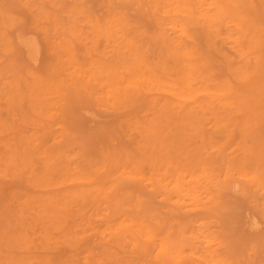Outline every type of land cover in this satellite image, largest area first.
<instances>
[{"label":"rangeland","instance_id":"374dc122","mask_svg":"<svg viewBox=\"0 0 264 264\" xmlns=\"http://www.w3.org/2000/svg\"><path fill=\"white\" fill-rule=\"evenodd\" d=\"M29 1L0 0V264H264V0Z\"/></svg>","mask_w":264,"mask_h":264},{"label":"bare ground","instance_id":"6f19581e","mask_svg":"<svg viewBox=\"0 0 264 264\" xmlns=\"http://www.w3.org/2000/svg\"><path fill=\"white\" fill-rule=\"evenodd\" d=\"M27 1H29V0H27ZM37 1H38V0H37ZM50 1H52V0H50ZM106 1H107V0H106ZM110 1H111V0H110ZM153 1H154V0H152V2H153ZM167 1H168V0H167ZM195 1H196V6H197V0H195ZM215 1H216V0H215ZM217 1H218V0H217ZM217 1H216V2H217ZM225 1H226V0H225ZM225 1H224V2H225ZM228 1H229V0H228ZM29 2H30V1H29ZM107 2H108V1H107ZM112 2H113V1H112ZM165 2H166V0H165ZM172 2H173V0H172ZM172 2H171V3H172ZM202 2H203V1H201V3H202ZM216 2H215V3H216ZM27 3H28V2H27ZM150 3H151V2H150ZM154 3H156L157 6H158V3H157V2H154ZM160 3H161V2H160ZM160 3H159V4H160ZM184 3L186 4V2H184ZM228 3H229V2H228ZM228 3H227V4H228ZM81 4H83V3H81ZM108 4H111V3H108ZM162 4H163V3H162ZM164 4H165V3H164ZM187 4H189V3H187ZM221 4H222V3H221ZM166 5H167V4H166ZM177 5H178V3H177ZM189 5H190V4H189ZM189 5H188V6H189ZM214 5H215V4H214ZM110 6H111V5H110ZM112 6H113V5H112ZM157 6H156V9H157ZM164 6H165V5H164ZM174 6H175V5H174ZM178 6H181V5H178ZM182 6H184V5H182ZM165 7H166V6H165ZM168 7H169V5H168ZM175 7H176V6H175ZM184 7H185V6H184ZM158 8H160V6H159ZM161 8H162V7H161ZM169 8H170V7H169ZM186 8H187V7H186ZM191 8H192V7H191ZM204 8H205V7H204ZM206 8H207V7H206ZM215 8H216V5H215ZM188 9H189V8H188ZM200 9H201V8H200ZM202 9H203V8H202ZM216 9H217V8H216ZM225 9H226V8H225ZM232 9H233V8H231V10H232ZM240 9H241V8H240ZM240 9H239V10H240ZM107 10H108V9H107ZM161 10H162V9H161ZM193 10H194V8H193ZM223 10H224V8H223ZM233 10L235 11V9H233ZM120 11H121V10H120ZM170 11H171V10H170ZM170 11H169V12H170ZM218 11H220V10H217V12H218ZM221 11H222V10H221ZM224 11H225V10H224ZM236 11H237V10H236ZM71 12H72V11H71ZM108 12H110V11H108ZM164 12H165V11H164ZM213 12H215V10H214ZM228 12H229V11H228ZM228 12H227V13H228ZM84 13H85V11H84ZM86 13H87V12H86ZM171 13H172V12H171ZM180 13H181V12H180ZM224 13H225V12H224ZM227 13H226V14H227ZM156 14H157V13H156ZM165 14H166V13H165ZM168 14H169V13H168ZM203 14H205V13H203ZM216 14H217V13H216ZM110 15H111V13H110ZM206 15H207V14H206ZM229 15H231V14H229ZM237 15H238V14H237ZM249 15H250V14H249ZM113 16H114V15H113ZM157 16H158V15H157ZM181 16H182V15H181ZM217 16H218V15H217ZM220 16L222 17V15H220ZM231 16H232V15H231ZM69 17H71V16H69ZM79 17H81V16H79ZM83 17H84V16H83ZM111 17H112V15H111ZM117 17H118V16H117ZM122 17H123V16H122ZM122 17H120V18H121V19H124V18H122ZM232 17H234V15H233ZM232 17H231V18H232ZM94 18H95V17H94ZM120 18H118V19H120ZM209 18H210V17H209ZM216 18H217V17H216ZM218 18H219V17H218ZM223 18H224V17H223ZM236 18H237V17H236ZM76 19H77V18H76ZM104 19H105V18H104ZM112 19H113V17H112ZM116 19H117V18H116ZM116 19H115V20H116ZM170 19H171V18H170ZM177 19H178V18H177ZM212 19L215 20L214 18L211 17V20H212ZM247 19H248V18H247ZM61 20H62V19H61ZM208 20H210V19H208ZM231 20H232V19H231ZM67 21H68V19H67ZM69 21H70V19H69ZM90 21H91V20H90ZM167 21H168V20H167ZM167 21H166V22H167ZM220 21H221V20H220ZM235 21H236V20H235ZM61 22H62V21H61ZM64 22H65V21H64ZM64 22H63V23H64ZM111 22H113V21L111 20ZM125 22H126V21H125ZM87 23H88V22H87ZM90 23H91V22H90ZM115 23H116V22H115ZM240 23H242V22H240ZM243 23H244V22H243ZM65 24H66V23H65ZM85 24H86V22H85ZM111 24H112V23H111ZM208 24H209V23H208ZM238 24H239V23H238ZM76 25H77V24H76ZM113 25H114V24H113ZM235 25L237 26V23H236ZM55 26H56V25H55ZM55 26H53V27H55ZM88 26L91 27L92 25H91V26L88 25ZM100 26H101V24H100ZM109 26H111V25H109ZM208 26H209V25H208ZM254 26H255V25H254ZM2 27H3V26H2ZM69 27H70V26H69ZM97 27H98V25H97ZM114 27H116V26H114ZM239 27H240V26H239ZM58 28H59V27H58ZM99 28H100V27H99ZM112 28H113V27H112ZM112 28H111V29H112ZM121 28H122V27H121ZM121 28H120V29H121ZM6 29H7V28H6ZM89 29H91V28H89ZM111 29H110V30H111ZM120 29H119V30H120ZM124 29H125V28H124ZM100 31H101V30H100ZM115 31H116V30H115ZM121 31H122V30H121ZM121 31H119V32H121ZM112 32L114 33V28H113ZM113 33H112V34L109 33V35L112 36ZM247 33H248V32H247ZM114 34H115V33H114ZM121 35H122V34H121ZM245 37H246V36H245ZM174 44H175V43H174ZM178 44H179V43H178ZM178 44L176 43V45H178ZM176 45H175V46H176ZM181 45H182V44H181ZM181 45H180V46H181ZM175 46H174V47H175ZM186 46H187V45H186ZM181 47H182V46H181ZM176 48H177V46H176ZM189 48H190V47H189ZM116 49H117V48H116ZM180 51H181V53L183 52V50H181V49H180ZM116 52H117V51H116ZM187 52H188V51H187ZM179 54H180V53H179ZM183 54H184V53H183ZM180 55H182V54H180ZM183 56H184V55H183ZM175 57H176V56H175ZM190 57H191V55H190ZM184 58H186V57H184ZM187 58H188V56H187ZM134 59H135V58H134ZM181 59H182V58H181ZM181 59H180V60H181ZM191 59H193V58H191ZM119 60H121V59H119ZM125 60H126V59H125ZM176 61H177V60H176ZM187 61H188V60H187ZM146 62H147V61H146ZM181 62L184 63L185 61H184V60H183V61L181 60ZM188 62H189V61H188ZM131 63L133 64V62H131ZM135 63H136V62H135ZM119 64H120V63H119ZM136 64H137V63H136ZM138 64H139V63H138ZM138 64H137V65H138ZM145 64H146V63H144V65H145ZM185 64H186V63H185ZM189 65H190V64H189ZM138 66H139V65H138ZM148 66H149V65H148ZM154 66H155V65H154ZM158 66H159V65H158ZM163 66H164V64H163ZM130 67H131V66H130ZM132 67H133V66H132ZM132 67H131V68H132ZM136 67H137V66H136ZM174 67H176V65H175ZM244 67H245V66H244ZM124 68H125V67H123V69H124ZM134 68H135V67H134ZM139 68H141V67H139ZM139 68H135V69H139ZM150 68H151V65H150ZM155 68H157V66H156ZM171 68H172V67H171ZM183 68H184V67H183ZM191 68H192V66H191ZM248 68H249V67H248ZM108 69H109V68H108ZM126 69H127V68H126ZM144 69H146V68L144 67ZM144 69H143V72H144ZM187 69L190 70V68H187ZM187 69H186V70H187ZM168 70H169V69H168ZM175 70H176V69H175ZM197 70H198V69H197ZM113 71H114V70H113ZM133 71H134V70H133ZM137 71H138V70H137ZM171 71H172V70H170V72H171ZM181 71H182V69H181ZM184 71H185V70H184ZM82 72H83V71H82ZM115 72H116V71H115ZM126 72H128V71L126 70L125 73H126ZM166 72H167V71H166ZM176 72H177V71H176ZM250 72H251V70H250ZM250 72L248 71V73H250ZM117 73H118V72H117ZM117 73H116V74H117ZM131 73H133V72H131ZM155 73H156V71H155ZM178 73H179V72H178ZM185 73H186V71H185ZM185 73H184V74H185ZM188 73H190V71H188ZM202 73H203V72H202ZM81 74H82V73H81ZM123 74H124V73H123ZM140 74H141V73H140ZM190 74H191V73H190ZM192 74H194V73H192ZM196 74H197V73H196ZM118 75H119V74H118ZM127 75H128V73H127ZM158 75H160V74H157V76H158ZM175 75H176V74H175ZM175 75H174V76H175ZM186 75L188 76V74H186ZM81 76H82V75H81ZM119 76H120V75H119ZM119 76H118V77H119ZM167 76H168V75H167ZM187 76H186V77H187ZM78 77H79V76H78ZM105 77H106V76H105ZM143 77H144V76H143ZM159 77H160V76H159ZM161 77H162V76H161ZM163 77H164V76H163ZM175 77H176V76H175ZM177 77H178V74H177ZM177 77L175 78V80L178 79ZM180 77H181V74H180ZM180 77H179V78H180ZM208 77H209V76H208ZM123 78H124V76H123ZM150 78H151V77H150ZM157 78H158V77H157ZM169 78L171 79V77H169ZM198 78H199V77H198ZM109 79H111V78L109 77ZM112 79H113V78H112ZM139 79H140V78H139ZM144 79H145V78H144ZM152 79H153V78H152ZM152 79H151V80H152ZM158 79H160V78H158ZM158 79L156 80V79L154 78L153 80H154V81L156 80L155 82H158ZM173 79H174V78H173ZM182 79H183V76L181 77V79H180V81H179L178 83H180ZM118 80H119V78H118ZM120 80L122 81V79H120ZM129 80L131 81L130 78H129ZM129 80H128V81H129ZM142 80H143V79H141V80H139V81H142ZM147 80H148V78H147ZM196 80H198V79H196ZM199 80H200V79H199ZM143 81L145 82V80H143ZM148 81L150 82V80H148ZM189 81H191V80H189ZM116 82H117V81H116ZM122 82H123V81H122ZM122 82H121V83H122ZM151 82H152V81H151ZM162 82H165V81L163 80ZM166 82H167V81H166ZM198 82H199V81H198ZM121 83H120V86H121ZM158 83H160V82H158ZM115 84H116V83H115ZM135 84H136V83H135ZM139 84H140V82H139ZM153 84H154V82H153ZM167 84H168V83H167ZM183 84H184V83H183ZM188 84H189V83H188ZM188 84H184L185 87H186V85L188 86ZM191 84H192V83H191ZM195 84H196V83H195ZM110 85H111V84H110ZM117 85H118V84H117ZM137 85H138V84H137ZM143 85H144V83H143ZM154 85H155V84H154ZM161 85H162V84H161ZM163 85H164V84H163ZM179 85L181 86L182 84H179ZM179 85H177L178 88H180ZM200 85H201V84H200ZM8 86H9V85H8ZM112 86H113V85H112ZM118 86H119V85H118ZM147 86H149V84H148ZM152 86H153V85H152ZM171 86H172V85H171ZM192 86H193V85H192ZM207 86H208V85H207ZM116 87H117V86H116ZM122 87H123V86H122ZM156 87H157V86H156ZM159 87H160V86H159ZM159 87H158V88H159ZM173 87H174V86H173ZM199 87H200V86H199ZM139 88L141 89V86H140ZM182 88H183V87H182ZM187 88H188V87H187ZM192 88H193V87H192ZM192 88L190 89V87H189V90H191V91L193 92V90H194L195 88H194V89H192ZM196 88H197V87H196ZM201 88H202V85H201ZM201 88H200V89H201ZM203 88H204V87H203ZM223 88H224V87H223ZM143 89H144V88H143ZM159 89H160V88H159ZM161 89L164 90L163 88H161ZM175 90H176V89H175ZM178 90H181V89H178ZM178 90H176V91L178 92ZM184 90H185V89H184ZM202 90H203V89H202ZM211 90H212V88H211ZM116 91L118 92V90H116ZM116 91H114V92H116ZM191 91H190V92H191ZM110 92H112V91H110ZM119 92H121V91H119ZM164 92H165V91H164ZM179 92L181 93V91H179ZM223 92H224V91H223ZM228 92H229V91H228ZM230 92H231V91H230ZM232 92H233V91H232ZM142 93H143V92H142ZM168 93H169V92H168ZM194 93H195V90H194ZM201 93H202V92H201ZM201 93H200V94H201ZM203 93H204V92H203ZM205 93H206V92H205ZM216 93H218V92H216ZM220 93H221V92H220ZM220 93H219V94H220ZM111 94H112V93H111ZM119 94H120V93H119ZM119 94H117V95H119ZM170 94H171V93H170ZM178 94H179V93H178ZM178 94H177V96H178ZM190 94H191V93H190ZM200 94H198V95H200ZM179 95H181V94H179ZM173 96H174V95H173ZM196 96H197V95H196ZM211 96H212V95H211ZM111 97H112V96H111ZM119 97H120V96H119ZM181 97H182V96H181ZM192 97H193V93H192ZM192 97H191V98H192ZM206 97H207V95H206ZM212 97H213V96H212ZM216 97H217V96H216ZM115 98H116V97H115ZM121 98H122V97H121ZM123 98H124V96H123ZM113 99H114V98H113ZM116 99H117V98H116ZM184 99H185V98H184ZM211 99H212V98H211ZM197 100H198V99H196V101H197ZM116 101H117V100H116ZM180 101H181V100H180ZM184 101H185V100H184ZM119 102H120V101H119ZM167 102H169V101H167ZM127 103H128V102H127ZM120 104H121V103H120ZM124 104H125V103H124ZM165 104H166V102H165ZM185 104H186V103H185ZM188 104H189V103H187V105H188ZM169 105H170V104H169ZM172 105H174V104H172ZM175 105H176V104H175ZM170 106H171V105H170ZM176 106H177V105H176ZM176 106H175V108H176ZM181 106H182V105H179L178 107H181ZM183 106H184V105H183ZM173 107H174V106H173ZM178 107H177V108H178ZM183 108H184V107H183ZM179 109H180V108H179ZM205 140H206V139H205ZM178 169H179V168H178ZM179 170H180V169H179ZM180 171H182V169H181ZM178 172H179V171H177V173H178ZM81 173H84V172H81ZM67 174L69 175V173H67ZM87 174H88V173H87ZM180 175H181V174H180ZM84 176H85V175H84ZM73 177H74V176H73ZM73 177H72V180H73ZM129 177H130V176H129ZM182 177H183V175H182ZM76 178H77V177H76ZM176 178H177V177H176ZM176 178H174V179H176ZM77 179H78V178H77ZM92 179H93V178H92ZM232 179H233V178H232ZM232 179H231V180H232ZM81 181H82V179H81ZM89 181H90V180H89ZM182 181H183V180H182ZM175 182H176V180H175ZM176 183H177V182H176ZM182 184H183V183H182ZM46 185H47V184H46ZM176 185H177V184H176ZM179 185H180V184H179ZM189 185H190V182H189ZM182 186H183V185H182ZM184 186H185V185H184ZM192 186H193V184H192ZM174 187H175V186H174ZM177 187L179 188L178 185H177ZM186 188H188V187H186ZM186 188H185V189H186ZM179 190H180V188H179ZM190 190H191V189H190ZM182 191H183V190H181V192H182ZM183 192H184V191H183ZM53 196H55V195H53ZM52 202H53V201H52ZM50 203H51V201H50ZM123 223H124V222H123ZM149 232H150V231H149ZM148 234H149V233H148ZM150 234H151V233H150ZM150 234H149V235H150ZM9 235H10V234H9ZM202 237H203V236H202ZM25 242H26V241H25ZM27 243H28V242H27ZM170 254H171V253H170ZM8 262H9V261H7V263H8Z\"/></svg>","mask_w":264,"mask_h":264}]
</instances>
